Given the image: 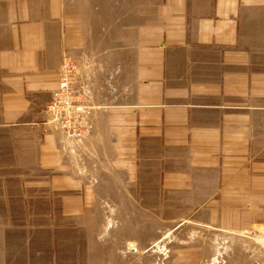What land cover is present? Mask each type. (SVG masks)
<instances>
[{
	"label": "crops",
	"instance_id": "obj_1",
	"mask_svg": "<svg viewBox=\"0 0 264 264\" xmlns=\"http://www.w3.org/2000/svg\"><path fill=\"white\" fill-rule=\"evenodd\" d=\"M65 55L80 142L46 112ZM189 222L264 241V0H0V264H110L123 223Z\"/></svg>",
	"mask_w": 264,
	"mask_h": 264
},
{
	"label": "rangeland",
	"instance_id": "obj_2",
	"mask_svg": "<svg viewBox=\"0 0 264 264\" xmlns=\"http://www.w3.org/2000/svg\"><path fill=\"white\" fill-rule=\"evenodd\" d=\"M103 225L110 226V222ZM123 228L103 238L104 260L110 264H264V241L254 233L222 231L189 222L183 227L168 223L165 236L152 231L151 236L144 237L135 231L134 237H128L125 223Z\"/></svg>",
	"mask_w": 264,
	"mask_h": 264
},
{
	"label": "built area",
	"instance_id": "obj_3",
	"mask_svg": "<svg viewBox=\"0 0 264 264\" xmlns=\"http://www.w3.org/2000/svg\"><path fill=\"white\" fill-rule=\"evenodd\" d=\"M93 109L88 88L81 78L80 64L72 56L65 55L58 86L46 108L49 123L67 138L80 142L93 128ZM132 250L135 251L136 248Z\"/></svg>",
	"mask_w": 264,
	"mask_h": 264
}]
</instances>
